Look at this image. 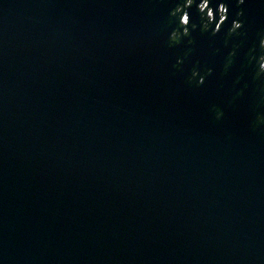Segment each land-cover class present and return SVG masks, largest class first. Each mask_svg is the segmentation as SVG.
<instances>
[{
	"label": "water",
	"instance_id": "1",
	"mask_svg": "<svg viewBox=\"0 0 264 264\" xmlns=\"http://www.w3.org/2000/svg\"><path fill=\"white\" fill-rule=\"evenodd\" d=\"M0 264H264V0H0Z\"/></svg>",
	"mask_w": 264,
	"mask_h": 264
},
{
	"label": "snow or ice",
	"instance_id": "2",
	"mask_svg": "<svg viewBox=\"0 0 264 264\" xmlns=\"http://www.w3.org/2000/svg\"><path fill=\"white\" fill-rule=\"evenodd\" d=\"M241 2H243V0H241ZM204 6L207 7V3H205ZM226 11H227V9H226ZM239 27H241V25H239ZM239 27H238V28H239ZM201 82H203V81H201Z\"/></svg>",
	"mask_w": 264,
	"mask_h": 264
}]
</instances>
